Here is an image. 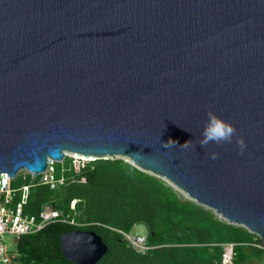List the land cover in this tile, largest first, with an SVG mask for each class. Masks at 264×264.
<instances>
[{"label": "water", "instance_id": "water-1", "mask_svg": "<svg viewBox=\"0 0 264 264\" xmlns=\"http://www.w3.org/2000/svg\"><path fill=\"white\" fill-rule=\"evenodd\" d=\"M209 109L231 143L199 145ZM67 154L129 160L264 249V0H0V175ZM108 250L61 236L73 264Z\"/></svg>", "mask_w": 264, "mask_h": 264}, {"label": "trees", "instance_id": "trees-1", "mask_svg": "<svg viewBox=\"0 0 264 264\" xmlns=\"http://www.w3.org/2000/svg\"><path fill=\"white\" fill-rule=\"evenodd\" d=\"M62 174L64 184L56 189L44 185L39 176L20 174L13 180L15 203L22 201V188L30 186L26 215L39 217L50 205L67 221L17 237L20 264H73L62 254L61 236L77 230L95 232L108 246L98 264H223L229 244H234L233 264H245L251 251H263L257 235L123 159L66 157L56 163V177ZM139 224L147 227L153 248L146 254L135 251L122 234H130Z\"/></svg>", "mask_w": 264, "mask_h": 264}, {"label": "built area", "instance_id": "built-area-1", "mask_svg": "<svg viewBox=\"0 0 264 264\" xmlns=\"http://www.w3.org/2000/svg\"><path fill=\"white\" fill-rule=\"evenodd\" d=\"M72 156L77 158L75 155ZM56 163V161H50L47 170L38 175L42 179L41 182L44 185H49L51 189L59 188L64 184L63 174L60 179L56 177ZM29 175L33 178L38 177L32 172H29ZM13 180L14 178H11L8 174L3 173L0 175V264H20L16 248L10 249L6 243V235L17 238L19 236L35 234L53 222H67L64 219H61L62 215L50 205L44 206L39 217L26 215L24 213V204L28 199L30 186H24L22 188V201L15 203L14 198L16 190H14L12 186ZM76 203L77 202H73V208ZM70 224L75 223L71 221ZM122 234L138 253L146 254L153 249L149 244L147 236H133L126 233ZM233 257L234 244L226 245L223 264H233Z\"/></svg>", "mask_w": 264, "mask_h": 264}, {"label": "clouds", "instance_id": "clouds-1", "mask_svg": "<svg viewBox=\"0 0 264 264\" xmlns=\"http://www.w3.org/2000/svg\"><path fill=\"white\" fill-rule=\"evenodd\" d=\"M207 120L202 131V138L199 140V145L203 148L209 143H215L222 145L224 143H231L234 136H236L237 130L235 126L220 116L215 114L210 109L207 111ZM196 142L193 140L185 141L179 145L181 148L195 147ZM237 144L239 146L240 154H243L246 148V143L243 137H237ZM176 146V142L169 139L167 142L162 143L163 148H170ZM218 157V153H210V158L215 160Z\"/></svg>", "mask_w": 264, "mask_h": 264}, {"label": "rangeland", "instance_id": "rangeland-1", "mask_svg": "<svg viewBox=\"0 0 264 264\" xmlns=\"http://www.w3.org/2000/svg\"><path fill=\"white\" fill-rule=\"evenodd\" d=\"M66 157H73V156H72V154H67ZM123 160H125L126 162L132 164L129 160H126V159H123ZM29 172L30 171L25 169V170H22L18 175H20V174L29 175ZM165 182L167 184H169L170 186H172L169 182H167V181H165ZM173 188L177 192H179L182 196H184L185 198H188L184 193H182L181 191H179L175 187H173ZM130 234L133 235V236H144V237H146L148 235V230H147V227L145 225L139 224V225L135 226V228L133 229V231ZM6 243L9 246L10 249H15L16 248V238H14L13 236L6 235ZM245 264H264V249H263V251H260V252L251 251L250 252V259Z\"/></svg>", "mask_w": 264, "mask_h": 264}]
</instances>
